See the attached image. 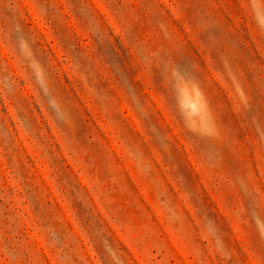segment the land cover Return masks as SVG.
Returning a JSON list of instances; mask_svg holds the SVG:
<instances>
[{
	"label": "rangeland",
	"instance_id": "rangeland-1",
	"mask_svg": "<svg viewBox=\"0 0 264 264\" xmlns=\"http://www.w3.org/2000/svg\"><path fill=\"white\" fill-rule=\"evenodd\" d=\"M0 264H264V0H0Z\"/></svg>",
	"mask_w": 264,
	"mask_h": 264
},
{
	"label": "clouds",
	"instance_id": "clouds-1",
	"mask_svg": "<svg viewBox=\"0 0 264 264\" xmlns=\"http://www.w3.org/2000/svg\"><path fill=\"white\" fill-rule=\"evenodd\" d=\"M182 74H183L182 70L179 67H177L174 75L175 76H182ZM176 90L179 93L178 98H177V102L180 105L181 111L182 112L192 111L194 108V105L185 102V99H184L185 90L179 86H177Z\"/></svg>",
	"mask_w": 264,
	"mask_h": 264
}]
</instances>
